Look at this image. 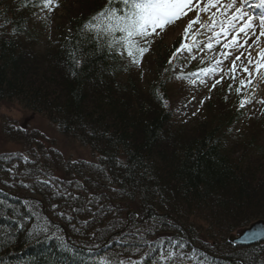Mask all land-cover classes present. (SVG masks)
Segmentation results:
<instances>
[{"label": "trees", "instance_id": "1", "mask_svg": "<svg viewBox=\"0 0 264 264\" xmlns=\"http://www.w3.org/2000/svg\"><path fill=\"white\" fill-rule=\"evenodd\" d=\"M28 2L24 7L25 0H0V25L7 22L0 27V104L42 117L62 137L63 148L77 145L88 159L59 157L57 162L64 177L60 182H68L62 192L80 200L58 197L54 188L37 180L9 189L8 181L1 184L7 175L0 166V264H92L95 257L90 258L87 248L106 247V241L119 240L122 234L139 243L137 231L147 241L181 240L187 245L183 251L197 249L195 256L205 264L264 260V242L233 247L226 241L234 231L264 220V146L255 134L228 145L240 111L221 100L208 104L204 121L174 124L167 76L158 70L138 72L126 56H109L90 39L84 43L88 34L83 24L107 0L67 3L62 21L47 32L50 25L39 24L36 8ZM73 51L82 61L80 67L72 62ZM43 165L39 159L40 170ZM77 182L83 188H77ZM92 195L97 202L91 211L83 210ZM25 201L39 213L41 226L44 217L51 222L48 235L56 233V240L43 234L27 237L31 222L24 231L5 226L11 220L3 217L25 213ZM73 206L82 210L74 212ZM100 208L103 211L94 216ZM84 221L91 223L85 227ZM10 231L16 239L9 244ZM60 238L76 245L79 254L58 252ZM148 251L145 246L133 255L134 250L115 243L108 249L113 260L125 261ZM169 264L198 261L181 260L177 253Z\"/></svg>", "mask_w": 264, "mask_h": 264}, {"label": "snow or ice", "instance_id": "2", "mask_svg": "<svg viewBox=\"0 0 264 264\" xmlns=\"http://www.w3.org/2000/svg\"><path fill=\"white\" fill-rule=\"evenodd\" d=\"M23 6H29L28 0H25ZM31 6L51 13L59 7V4L57 0H39L38 4L32 0ZM6 23L0 27L6 26ZM179 25H184L180 45L169 57L168 64L173 65L174 60L182 58L188 60L189 63L199 59L201 65L207 63L208 66L200 67L196 72L189 73H184L181 69L182 75L177 79L196 77L201 84L212 80L214 81L212 88L228 80L231 81L228 83V91L231 92L236 85L237 95H241L246 88L251 87L254 79L259 77L264 81V41H262L264 38V0H107L104 6L83 24V29L88 34L84 43L90 39L95 42L98 49L106 48L109 56L117 55L122 58L126 56L132 65L140 67L142 58L150 51L155 38L166 33L170 27ZM16 31L14 27L13 34ZM217 48L220 51H216ZM70 56L75 66L80 67L82 61L77 58L76 52L73 51ZM228 64L230 67H227ZM184 67L186 68L187 64ZM167 70L165 68V71ZM211 90L210 88L209 91ZM224 99L227 101L228 97L225 96ZM200 103L203 104L204 100ZM251 103H253L251 99H241L239 108H245ZM256 103L264 104V99ZM23 159L28 162L27 156ZM7 171L12 173L13 169H7ZM55 179L52 177L39 183L45 187L56 188L55 195L58 197L72 200L82 199L78 195L73 196L71 193L61 192L59 190L61 185L53 184ZM76 186L83 188V184L79 182ZM97 200L98 198L94 195L90 196L83 210L91 211L92 205ZM24 203L25 213L22 216L3 217L5 220H11V223L5 226L11 229V225H15L16 228L24 231L26 225L31 222V227L25 233L27 237L39 238L43 234L47 239L56 240V233L48 235L51 222L47 220V217H44V223L41 226L39 213L31 207L28 201ZM57 207L55 204L52 205L54 210ZM81 210L80 207H72L74 212ZM102 211L103 209L100 208L93 215H99ZM59 215L64 217L62 212ZM67 219L71 221L72 217L69 216ZM90 223L91 221H84L83 225L87 227ZM72 227L73 231L79 232L75 225ZM255 228L256 225L253 224V230L246 233L248 238L250 240L264 238V231L257 232ZM125 235L122 234L119 240L106 241V247L97 244L87 248L90 258L95 257L92 264H146L149 258H151V264H169L177 253L181 260L191 259L198 261V264H205L202 257L195 256L197 249H192L191 254L185 253L183 250L187 248V245L174 237H160L157 241H147L144 235L137 231L135 235L139 243H134L125 239ZM15 239L16 237L10 231L7 243L10 244ZM113 243L129 252L134 250L133 255L145 246L149 251L139 259L129 256L126 261L113 260L108 252ZM101 248H105L103 253L100 251ZM57 250L69 256L79 254L76 245L68 243L64 238H60ZM238 264H244V260L238 261ZM252 264H264V260L253 259Z\"/></svg>", "mask_w": 264, "mask_h": 264}, {"label": "rangeland", "instance_id": "3", "mask_svg": "<svg viewBox=\"0 0 264 264\" xmlns=\"http://www.w3.org/2000/svg\"><path fill=\"white\" fill-rule=\"evenodd\" d=\"M75 0H67V3ZM67 3L64 6H68ZM62 6L58 9H54L53 12L48 13L47 11H41L39 17L42 23L49 24L50 26L45 28L44 32L53 30L55 26L62 21L64 14L62 13ZM69 24L65 26L68 27ZM184 25H179L178 27H170L166 33L155 38L151 45L150 51L146 56L147 59L144 60V67L146 72L150 75L158 70L160 63L156 61V55L161 56L170 46L179 40ZM216 51H220L219 48ZM211 55V54H209ZM190 59V58H189ZM171 70L168 72L172 75V82L169 85V107L173 115L174 123L180 125H190L194 122H199L204 120L206 117L205 106L209 100H217L227 96L231 98L235 86L231 92L228 91V83L231 81L225 80L220 84L218 89H213L212 84L214 81L208 80L206 84H201L197 78L193 79H177L181 76V69L184 73H189L192 69L199 65L200 62L196 60L191 61L179 59L174 60ZM187 64L185 68L184 65ZM205 64L204 67H207ZM230 67V64L227 65ZM194 70L192 72H196ZM139 72V71H138ZM163 70L159 73L162 74ZM219 78V77H217ZM239 81H236L238 85ZM212 89L209 91V89ZM247 98L245 100L251 99L253 103L247 104L243 110V118L234 125V129L239 128L238 135L242 140L249 138L255 134L259 137L261 144L264 146V104L256 103L260 99H264V81L261 78H256L253 81V85L245 89ZM236 93V92H235ZM236 95V94H235ZM204 100L201 104L200 101ZM229 100V99H227ZM232 105V101H228ZM228 106V104L226 105ZM215 110H212V114H215ZM195 113V114H194ZM12 120V125L17 127L18 133L14 129H10V133L15 136L8 137L2 132V138H0V161H8V165L5 166L6 172L11 175L9 180V189L18 187L19 185H28L30 182L39 180H49L50 178H56L53 184H56V180H62L64 177L62 173L57 169L58 158L62 159H72L76 161L88 159V153L84 149L78 148L77 145H72L73 147L63 148V139L57 133V131L48 124L42 117L31 114L29 112H24L16 106L2 105L0 104V124L3 121ZM208 119L206 118V121ZM55 142L53 145L52 142ZM233 144H238L237 139H232L228 145L231 147ZM66 145V144H65ZM28 157V162H25L23 157ZM41 160L42 165L41 170L38 167V160ZM15 166V167H14ZM7 169H13L12 173L7 171ZM39 171V172H37ZM37 172V173H36ZM6 173V175L8 174ZM22 185V186H23ZM63 186H67L68 182H62ZM61 190V187L60 189Z\"/></svg>", "mask_w": 264, "mask_h": 264}, {"label": "water", "instance_id": "4", "mask_svg": "<svg viewBox=\"0 0 264 264\" xmlns=\"http://www.w3.org/2000/svg\"><path fill=\"white\" fill-rule=\"evenodd\" d=\"M255 224L256 228L254 229L257 232L264 231V221L258 220L249 224L247 227L238 230L234 234H231L227 238V242L232 246H251L257 243L264 241V238L258 240H250L246 235L247 232L253 230L252 225Z\"/></svg>", "mask_w": 264, "mask_h": 264}]
</instances>
